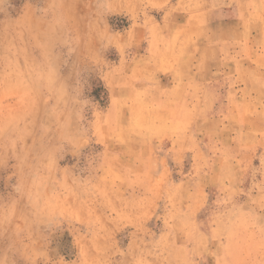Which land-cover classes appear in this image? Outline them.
I'll list each match as a JSON object with an SVG mask.
<instances>
[{"label":"clouds","instance_id":"clouds-1","mask_svg":"<svg viewBox=\"0 0 264 264\" xmlns=\"http://www.w3.org/2000/svg\"><path fill=\"white\" fill-rule=\"evenodd\" d=\"M0 264H264V0H0Z\"/></svg>","mask_w":264,"mask_h":264},{"label":"rangeland","instance_id":"rangeland-1","mask_svg":"<svg viewBox=\"0 0 264 264\" xmlns=\"http://www.w3.org/2000/svg\"><path fill=\"white\" fill-rule=\"evenodd\" d=\"M23 3V0H13V4H14V8L15 6L17 5H20ZM18 10V8L16 9ZM12 15H15L16 14V11H12L11 12ZM113 28H116V29H120L122 30L124 27L127 26V20L125 17H112L111 20H110ZM239 99L242 101L244 99V93L243 92H240V95H239ZM227 110H225V115H227ZM233 116L235 118V120L237 121L238 124H242L245 126V128L247 130H250L254 135L256 134H259L260 131L262 129H260L259 127L256 126V122H254V120L252 119V113L249 112L247 109H244V110H237L236 112L233 113ZM254 163H258L257 162H254ZM184 171H188V168L187 166L185 167ZM175 180H179L180 177L176 176L175 173H174V177H173ZM116 179H118V173H113L112 176H111V180L112 181H115ZM206 191H209V192H212L214 191V189L212 188H207ZM161 203V208L158 209V212L162 211V204L163 202H160ZM198 218L202 219L203 216L198 214ZM156 223V224H159L160 222L159 221H149V227H152V225ZM67 240V243H69V246H70V237H66L65 238Z\"/></svg>","mask_w":264,"mask_h":264}]
</instances>
